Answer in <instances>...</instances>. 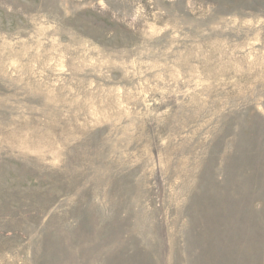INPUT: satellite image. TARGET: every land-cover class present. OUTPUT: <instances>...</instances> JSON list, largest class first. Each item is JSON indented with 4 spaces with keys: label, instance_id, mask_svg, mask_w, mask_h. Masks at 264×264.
Returning <instances> with one entry per match:
<instances>
[{
    "label": "rangeland",
    "instance_id": "374dc122",
    "mask_svg": "<svg viewBox=\"0 0 264 264\" xmlns=\"http://www.w3.org/2000/svg\"><path fill=\"white\" fill-rule=\"evenodd\" d=\"M0 264H264V0H0Z\"/></svg>",
    "mask_w": 264,
    "mask_h": 264
}]
</instances>
